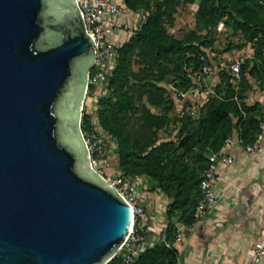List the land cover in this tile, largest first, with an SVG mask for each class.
Wrapping results in <instances>:
<instances>
[{
    "label": "water",
    "instance_id": "obj_1",
    "mask_svg": "<svg viewBox=\"0 0 264 264\" xmlns=\"http://www.w3.org/2000/svg\"><path fill=\"white\" fill-rule=\"evenodd\" d=\"M95 59L77 0H0V264H106L130 233L82 131Z\"/></svg>",
    "mask_w": 264,
    "mask_h": 264
},
{
    "label": "trees",
    "instance_id": "obj_2",
    "mask_svg": "<svg viewBox=\"0 0 264 264\" xmlns=\"http://www.w3.org/2000/svg\"><path fill=\"white\" fill-rule=\"evenodd\" d=\"M124 2L132 11L144 9L149 13L142 27L119 49L108 95L98 101L99 119L116 140L122 175H147L156 189L171 198L166 240L146 248L134 264H178L175 243L179 227L175 220L187 227L196 223L194 213L210 153L219 151L236 129L243 145L254 142L262 132L264 112L259 103L248 104L246 97L252 87L250 77L260 78L264 87V4L260 0ZM195 2H199L195 28L183 37L171 33L167 23L173 22L178 7ZM221 22L224 29L219 31ZM227 31L239 36L242 43L232 42L226 50L242 48L247 42H253L255 47L254 57L242 64L240 88L236 90L227 69L218 70L216 93L200 106V115L191 111L181 118L171 115L175 102L164 82L171 78L183 92L195 86L192 74L204 64L201 56L207 55L208 49L215 50L216 37ZM137 62L143 65L138 70ZM137 115L141 129L134 130ZM173 125L177 132L169 139H161L159 132ZM91 126V116L84 113L83 130ZM123 261L117 254L108 264Z\"/></svg>",
    "mask_w": 264,
    "mask_h": 264
},
{
    "label": "crops",
    "instance_id": "obj_3",
    "mask_svg": "<svg viewBox=\"0 0 264 264\" xmlns=\"http://www.w3.org/2000/svg\"><path fill=\"white\" fill-rule=\"evenodd\" d=\"M139 11L127 8L126 14L121 18L122 27L116 31L114 38L122 45L135 32ZM254 52L253 42H247L242 48L232 50L208 49L207 56L216 68L215 75L211 79H220L218 70L225 69L228 55L248 56L247 59H251L254 57ZM250 83L252 87L247 92L246 101L248 104L259 103L264 112V87L260 84V78L250 77ZM108 92V87L101 85L86 99L85 113L91 116L92 124L99 128L103 126L99 119L98 101L102 96L108 95ZM172 99L176 105L177 99L174 96ZM178 105L181 106L179 103ZM178 109L175 114L178 113ZM261 137V151L248 153L242 146H238L233 151L234 161L219 165V179L215 184L217 199L208 207L204 218L196 221L193 226L187 227L188 231L175 243L179 253L178 264H217L215 262L218 258L220 259L218 264H225L224 261L229 258L230 238L228 229L219 227V224L225 221L226 213L237 214L236 217L240 221L236 232L238 243L235 251L236 258L239 259V264L250 262L253 248L261 240L264 232V130L261 132ZM110 138L112 140L110 157L117 170V144L112 136ZM148 180L151 178L147 175H140L136 179L138 203L146 210L145 217L141 218L146 230L145 240L135 245L139 254L146 248L161 242V234L168 225L167 208L171 201V198L163 191L146 188L144 184L151 182ZM127 254L126 249L120 254L124 259L122 264H134L136 260L126 261ZM215 254L217 258H213ZM258 264H264V256Z\"/></svg>",
    "mask_w": 264,
    "mask_h": 264
},
{
    "label": "built area",
    "instance_id": "obj_4",
    "mask_svg": "<svg viewBox=\"0 0 264 264\" xmlns=\"http://www.w3.org/2000/svg\"><path fill=\"white\" fill-rule=\"evenodd\" d=\"M81 12L83 14L86 30L94 36L96 59L95 63L89 72L88 78V90L89 94L97 89L101 85L108 87L110 78L118 63L119 49L122 43L114 38L116 31L122 27L121 18L126 14L127 6L124 0H77ZM264 4V0H260ZM148 11L142 9L137 12V20L135 24V31L139 30L146 22L148 17ZM224 29V23L221 22L218 26V30ZM204 64L200 69L194 71L192 79L195 86L187 91L182 92L184 99L181 102V106L178 109L177 116L183 117L186 111H191L194 114L200 115V101L198 99H192L191 94L194 91L199 92L203 90L202 85L209 80L216 68L209 60L207 55L201 56ZM244 56H235L230 54L226 57L225 69L231 74V81L236 90L240 88L242 83V64L247 60ZM220 80V79H219ZM86 97V99H87ZM86 100L83 107V115L86 111ZM83 120V117H82ZM82 126V122H81ZM262 130H264V122L261 124ZM83 135L89 150V156L91 163L97 171L102 174L112 185H114L125 197V199L132 205L133 208V227L127 236L123 246L117 254H121L124 249L128 251L126 256L127 262H132L139 256L137 250V244L145 240V227L141 221V218L145 217V208L138 203L137 199V177L116 175L113 178L105 176L104 171L99 169V166H109L112 161L110 154L112 150V140L110 134L104 129L99 128L95 124H92L91 128L83 130ZM117 144V143H116ZM238 146H242L243 150L248 153H256L262 150V137L261 134L255 139L254 142L247 145H243L240 135L237 131L227 137L225 143L219 151L212 152L209 155V165L205 168L202 174L201 180V196L197 204L194 216L196 221L204 218L208 207L213 204L217 199V193L215 184L219 179L218 169L221 163L230 164L234 161V149ZM117 148V147H116ZM164 241L166 240V234L163 235ZM169 245V243H167ZM264 256V232L261 240L256 243L252 251V258L248 264H258ZM111 261V260H110ZM109 261V262H110ZM107 262L106 264H108Z\"/></svg>",
    "mask_w": 264,
    "mask_h": 264
},
{
    "label": "rangeland",
    "instance_id": "obj_5",
    "mask_svg": "<svg viewBox=\"0 0 264 264\" xmlns=\"http://www.w3.org/2000/svg\"><path fill=\"white\" fill-rule=\"evenodd\" d=\"M198 4L199 2H195L193 4H183L180 5L177 9V11L174 13V20L173 22H168L167 23V27L168 30L173 33L174 35L178 36V37H183L185 35L188 34L189 31L193 30L195 28L196 25V12H197V8H198ZM126 29V28H125ZM242 43V39L231 33V31H227L225 33H222L220 35H218V37H216L215 39V44H216V49H218V51H222V50H226L228 45L230 43ZM143 65L140 63H136L135 64V68L138 70L139 67H142ZM215 75V74H214ZM213 75V76H214ZM171 79V78H170ZM170 79H168V81L164 82V85L167 87L168 89V94L170 97L174 96L177 99V104L175 105V111L171 114L174 115L176 113V110L178 109V107H180L178 105V103L181 105V102L184 99V95H183V90H181L179 87H177L174 82H172V80L170 81ZM220 80H212L211 78L209 80H207L206 83H204L202 85V88H204L203 90H200L199 92L194 91L191 94L192 99H198L200 101V104L202 105L207 98L210 95H213L216 93V86L218 85ZM135 93L138 95L140 93V91H135ZM154 112L158 113L160 112V109H153ZM139 115L136 116L135 121H134V130L137 129H141V120L138 118ZM177 118H179L178 116H176ZM175 118V119H177ZM175 126H169L168 128H165L163 130H161L159 132V135L161 137V139H169L177 132V129L174 128ZM113 161H110L109 166H99V169H101L102 171H104V174L106 177L108 178H113L116 175H121L122 172L121 170L118 168L116 170V167H114L115 165H113ZM150 182V184L145 183L144 186L146 188H149V190H155V182H153V180H148ZM237 214H232L226 213V217H225V221L221 222L219 224V227H222L223 229L227 228L228 229V233H229V238H230V242H229V258L227 260L224 261L225 264H239V259L236 258L235 255V251H236V246L238 245L237 243V228L239 227V223L240 221L237 219L236 217ZM177 226L179 227V237L178 240L179 241L181 239V236H183L182 234H185L188 230L186 225H183L180 221L175 220ZM166 234V230L164 231L163 234H161V241H163V235ZM216 257L217 258V254H215L213 256V258ZM219 258L216 260L215 263L218 264L219 262Z\"/></svg>",
    "mask_w": 264,
    "mask_h": 264
},
{
    "label": "bare ground",
    "instance_id": "obj_6",
    "mask_svg": "<svg viewBox=\"0 0 264 264\" xmlns=\"http://www.w3.org/2000/svg\"><path fill=\"white\" fill-rule=\"evenodd\" d=\"M132 227H133V222H132V226H131V228H130V231H131Z\"/></svg>",
    "mask_w": 264,
    "mask_h": 264
},
{
    "label": "flooded vegetation",
    "instance_id": "obj_7",
    "mask_svg": "<svg viewBox=\"0 0 264 264\" xmlns=\"http://www.w3.org/2000/svg\"><path fill=\"white\" fill-rule=\"evenodd\" d=\"M90 71H91V70H90ZM90 71H89V72H90ZM86 97H87V95H86ZM85 100H86V99H85Z\"/></svg>",
    "mask_w": 264,
    "mask_h": 264
}]
</instances>
